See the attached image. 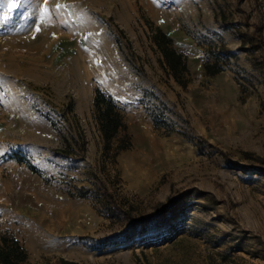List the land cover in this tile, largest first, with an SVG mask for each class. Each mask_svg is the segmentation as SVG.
<instances>
[{
    "label": "rangeland",
    "instance_id": "obj_1",
    "mask_svg": "<svg viewBox=\"0 0 264 264\" xmlns=\"http://www.w3.org/2000/svg\"><path fill=\"white\" fill-rule=\"evenodd\" d=\"M1 235L22 264H264V0H0Z\"/></svg>",
    "mask_w": 264,
    "mask_h": 264
},
{
    "label": "trees",
    "instance_id": "obj_2",
    "mask_svg": "<svg viewBox=\"0 0 264 264\" xmlns=\"http://www.w3.org/2000/svg\"><path fill=\"white\" fill-rule=\"evenodd\" d=\"M151 39L161 54V62L173 76L176 82L185 85V74L188 73L186 56L173 45L172 37L159 27L152 33ZM207 74H215L222 70L223 66L218 60L205 62L203 65ZM93 115L97 129L103 140V149L107 151L113 144L115 153L127 149L131 142L127 133L119 136L121 131L126 130L122 108L114 98L96 88L93 96ZM81 142L84 145L83 135L80 133ZM71 142L65 139V144L58 151L69 155L72 151ZM27 260V252L16 238L7 235L0 236V264H22ZM62 264H81L74 260H61ZM27 264V263H26Z\"/></svg>",
    "mask_w": 264,
    "mask_h": 264
},
{
    "label": "snow or ice",
    "instance_id": "obj_3",
    "mask_svg": "<svg viewBox=\"0 0 264 264\" xmlns=\"http://www.w3.org/2000/svg\"><path fill=\"white\" fill-rule=\"evenodd\" d=\"M9 6H10V7H16V4H15V3H12V4H10ZM58 7H59V5H58Z\"/></svg>",
    "mask_w": 264,
    "mask_h": 264
}]
</instances>
